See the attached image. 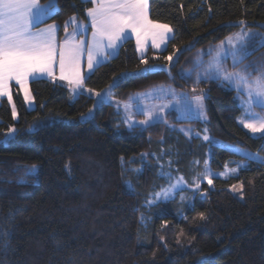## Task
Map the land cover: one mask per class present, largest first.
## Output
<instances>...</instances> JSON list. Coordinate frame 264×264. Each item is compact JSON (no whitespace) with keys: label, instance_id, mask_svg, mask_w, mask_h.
I'll list each match as a JSON object with an SVG mask.
<instances>
[{"label":"trees","instance_id":"obj_1","mask_svg":"<svg viewBox=\"0 0 264 264\" xmlns=\"http://www.w3.org/2000/svg\"><path fill=\"white\" fill-rule=\"evenodd\" d=\"M58 7L47 22L60 26L63 40L64 22L75 15L88 23L86 9L92 5L58 0ZM150 16L169 24L174 39L164 51L150 49L144 55L147 64L141 63L136 41L130 39L115 58L89 74L84 87L95 92L107 90L119 78L110 102L94 109L93 119L80 117L93 108L97 96L85 92L72 102L66 82L50 78L31 82L33 109L14 86L17 119L7 99L0 104V140L9 126L17 130L15 142L0 144V264H264V163L244 155L264 160V134L255 137L239 123L236 90L219 80L195 83L197 70L191 77L181 76L194 69L201 51L242 27L264 31V0H151ZM257 44L236 66L251 65L250 78L264 70V47ZM174 52L178 57L173 64L163 59ZM145 68L157 70L139 75ZM159 84L207 94L208 143L201 136L205 124L179 120L176 112L167 122L147 128L117 127V105ZM173 123L193 125L199 138L172 134ZM34 125L36 130L29 133ZM163 148L174 150L179 173L189 182L191 165L199 162L202 168L209 150L214 172L231 164L243 167L236 177L203 182L199 191L189 192L192 202L182 201L179 194L148 208L159 172L151 157ZM144 153L150 164L133 180L136 188L131 191L123 162ZM33 164L37 175L25 177L24 167ZM239 182L243 200L230 190ZM200 212L205 220L196 219ZM164 220L169 221L166 226Z\"/></svg>","mask_w":264,"mask_h":264},{"label":"snow or ice","instance_id":"obj_2","mask_svg":"<svg viewBox=\"0 0 264 264\" xmlns=\"http://www.w3.org/2000/svg\"><path fill=\"white\" fill-rule=\"evenodd\" d=\"M81 3L92 5L86 9L85 19L88 23L81 22L75 15L71 16L63 25L65 38L63 41H59L57 37L59 25L53 23L45 28L36 27L59 12L58 0H49L45 5L39 4L38 0H0V99L7 98L14 120L17 119L18 114L13 102V82L19 86V91L23 93L24 102L32 107L34 96L29 83L45 77L50 78L53 82L57 80L66 82L74 98L85 92L97 96L98 99L93 108H89L87 114L82 113L80 117L82 121L93 119L94 109L110 102L112 88L118 86L119 78L114 79L113 83L103 92H95L91 88L86 89L84 87L86 77L82 67L85 58L88 72L91 73L102 62L110 57L114 58L118 54L122 42L127 38V34L131 33L135 36L137 49L141 52V63L147 64L144 52L148 47L149 39H151L152 48L161 49L163 46L165 50L167 43L174 39L173 28L169 24L150 19L149 0H81ZM240 23L243 25L244 21ZM69 27L72 29L71 32L68 31ZM89 27L91 28L90 39L86 36ZM256 38H258L259 46L264 47V35L259 33L241 31L226 37L220 42L216 55L208 61L207 67H204L202 59H198L195 61L194 69L187 73L182 72L181 76L182 78L191 77L192 71L203 68L202 72H196L195 83L220 80L237 91L242 90L248 99L241 101V107L245 109V118L240 119L239 123L253 134H264V117L251 113L253 106L264 108V70H259V74L250 79L252 74L248 72V68L251 65H245L243 69L233 72H229L223 65V61L230 56L235 68L251 54L246 51V43ZM211 52L212 50L209 49L208 54L211 55ZM174 55L175 52L163 59L171 63ZM156 70V68H145L139 75ZM157 91L162 92L163 90H154L151 95H156ZM195 91L196 89L193 88V92ZM147 95L149 93L136 94L140 99ZM205 99L206 94L201 91V94L192 96L190 100L184 97V102L189 110L194 104L198 113L203 115ZM164 107L167 105L158 109H143L145 119L139 121V125L147 128L153 123L161 121L162 117L159 112L163 111ZM123 108L128 114L124 123L129 128L135 127L136 124L132 121V105L125 103ZM35 130L36 126L34 125L28 129V132L31 133ZM180 131L185 135L190 136L191 134V129L182 128ZM204 132L203 139L207 141L210 139L206 134L207 129ZM199 136L200 134L197 133L196 137L199 138ZM16 137V128L9 126L3 139L0 140V144L7 146L15 142ZM147 155L148 153L143 154V156ZM244 155L247 159L260 160L264 163V160H261L257 155L252 153H244ZM169 165H171V161H169ZM205 165H207V161H205ZM225 168L226 171L218 175L226 179L229 178L230 173L237 172L236 168H228L227 165ZM23 171L25 177H35L38 173V166L35 164L25 166ZM161 176H167L169 181L172 180L171 173L162 171ZM213 178L205 167V171L194 178L191 185L194 192L200 190L201 180H206L209 185H212ZM20 182L24 183L25 180L21 178ZM185 184L186 181L182 176L177 178L167 187H162L159 192H154L152 198L147 201L148 206L152 207L171 200L178 190H183L182 185ZM231 188L233 192L242 193L243 183L233 184ZM184 199L185 197L181 196V200ZM196 219L205 220V213H198ZM168 223L169 221L164 220L162 226H166ZM180 234L183 235V230ZM177 242L179 243V240Z\"/></svg>","mask_w":264,"mask_h":264},{"label":"rangeland","instance_id":"obj_3","mask_svg":"<svg viewBox=\"0 0 264 264\" xmlns=\"http://www.w3.org/2000/svg\"><path fill=\"white\" fill-rule=\"evenodd\" d=\"M241 31L259 33L261 35H264V31L262 29H259V28L242 27L236 33H239ZM236 33H234L233 35H235ZM256 42L258 43V38L253 39L251 41H248L246 43V51L251 53L253 51V49H254V48H252V46ZM219 44L216 45L215 47L208 48V50L209 49L212 50L211 55L208 54V51H201L200 52V54H202V55H200V57L198 59H202L204 61V67H207L208 61L213 56L216 55ZM257 45H255V46H257ZM177 57H178V55L173 57V60H172L171 64H173L176 61ZM239 64H237L236 66H238ZM223 65L229 72L237 71V70H240V69L244 68L242 66L234 68L233 67V62H232V59H231L230 56L223 61ZM169 70H170V68H168V71ZM196 70L202 72L203 68L196 69ZM187 72H189V71H187ZM187 72H185V73H187ZM193 72L194 71H192V73ZM250 79H253V78H250ZM220 82H222V81H220ZM222 83L224 85H226L227 88L235 90L233 87L229 86L227 83H224V82H222ZM160 89H162L163 91L162 92L157 91L156 95H151V93L154 90H160ZM137 93H149V95H147L143 99H140V98H138L136 96ZM137 93H134L132 95V99H130L128 102H125V103H130L132 105V109H131L132 121L135 122V124H136L135 127L145 128L144 126L139 125V121L145 119V115L143 114V111H142L143 109H158V108H160V107H162L164 105H167V107L163 108V111L159 112V115L162 117V120L158 121V122H155L152 125H154L156 123H159V122H167L168 121V119H167L168 115L171 114L172 112H176L178 114V116H179V120L196 119V120L201 121L203 124H205L204 130L207 129V133L206 134L210 138L208 127H207L209 119H208L207 109H206V99L204 100L203 115H200L198 113V110L196 109V106L194 104L192 105L191 110H189L185 106L184 97H187L190 100L192 96L198 95V94H190L189 92L184 91V90H180V89H178L177 87H175L173 85H166V84H159V85H157V86H155V87H153V88H151V89H149L147 91L137 92ZM236 93H237V96H236L237 102H238L240 108L242 109V114H241V116L239 118V121H240V119L245 118V109L241 107V101L242 100H247L248 97L242 90L241 91H237L236 90ZM78 97L74 98L72 96V93H71V101L72 102L75 101ZM206 98H207V94H206ZM125 103L120 104L119 107H117V110H116V112H117L116 113V125L119 128H122V127L129 128L128 125L124 123V120L126 119V116L128 115L124 111V108H123V105ZM28 108L29 109L35 108V102H33L32 107L28 106ZM251 113H253V114H255V115L259 116V117H264V108H261V107H258V106H253L252 109H251ZM135 127H133V128H135ZM169 127H170V130H171L172 134H179L180 136L183 135L184 137H186L190 141H192L193 140V136H195L198 133L197 131L194 130V126L190 125V124H177V123L175 124V123H173V124H170ZM242 127H243V125H242ZM182 128L183 129H191L190 136L189 135H185L183 132H181L180 129H182ZM246 130L249 132L248 129H246ZM249 133L251 135L255 136V137L263 135V134H259V133L258 134H253L251 132H249ZM204 134H205V132L203 131V133L201 134L202 138H203ZM210 140H211V138L209 140H207V141L206 140H204V141L206 143H208ZM210 153L211 152L209 150V152L207 154L208 155L207 165H205V163H204L202 168L199 166V162L198 163L196 162V164L191 165L190 171L193 174L191 182H189L184 177V175L179 173V170H178L179 168L177 167V162H178L177 154L174 152V150L172 148H163V150H162V152L160 154H156V153L153 154L151 158L156 160V163L159 166L158 182H157V185H156L154 191L151 192V194L149 195L147 201L152 198V194L154 192H159L162 187H167L169 185V183L175 182V180L177 178L181 177V176L186 181V184L182 185V189L183 190L182 191L178 190L176 192L174 198H172L169 201L174 200L179 194H181L183 197H185L184 201H186L188 199H190L191 202L194 201V197L191 196L190 193H189V192H194V188L191 185L193 184L194 178H197L200 173L205 171V167H207V170L212 174L213 177H221L223 179H226L225 177L218 175L221 172L216 173V172H214L212 170L211 165H210ZM149 161H150V158H148V155L147 156H143L142 155L141 157L132 159L128 163L125 162V161L123 162V166H124V168L126 170L127 185H128V187H129V185H131V187H129V189L131 191H134L135 188H136L135 187V183H134L133 180L134 179H138L139 177H141L144 174L146 166L148 164H150ZM169 161H171V165H169ZM161 166H163V167H161ZM227 167L228 168H236L237 169L236 173H230L229 174V178L230 177H236V176L239 175L240 168L243 167V164H237V165H234V164L232 165L231 164V165H228ZM162 171L164 173H171L172 180L169 181L167 176H163L162 177L161 176V172ZM225 171H223V172H225ZM229 178H227V179H229ZM203 182H207V181L206 180H201L200 181V188H201ZM240 183L241 182L236 183V184H240ZM230 190L232 191V188ZM232 193H234L238 198L243 200L244 199V186H243L242 193L241 192H233V191H232ZM147 201H146V206L148 208H151V207L148 206ZM169 201H166V202H169ZM153 206H156V205H153ZM144 221L146 222L147 218L144 217Z\"/></svg>","mask_w":264,"mask_h":264},{"label":"crops","instance_id":"obj_4","mask_svg":"<svg viewBox=\"0 0 264 264\" xmlns=\"http://www.w3.org/2000/svg\"><path fill=\"white\" fill-rule=\"evenodd\" d=\"M150 1L151 0H149V14H150ZM38 2H39V4H41V5H45V4H43L42 2H41V0H38ZM47 4V3H46ZM50 19V18H49ZM49 19H47V20H45L43 23H41V24H39V25H37L36 27L37 28H45V27H47V25H49V24H53V23H48L47 21L49 20ZM79 19V18H78ZM150 19H151V16H150ZM80 20V19H79ZM81 22H83L82 20H80ZM83 23H85V22H83ZM55 24H57V23H55ZM85 24H87V23H85ZM58 25V24H57ZM68 31L69 32H71L72 31V29H71V27H69V29H68ZM173 35H174V30H173ZM86 36H87V38H91V28L89 27L88 28V30H87V33H86ZM57 37H58V40L59 41H63V40H60V27H59V30H58V33H57ZM130 39H134L135 41H136V38H135V36L133 35V34H131V33H128L127 34V38L122 42V44H121V46L119 47V49H118V54H119V52H120V50H121V47H122V45L126 42V41H128V40H130ZM170 42V41H169ZM169 42L167 43V47H168V44H169ZM148 47H147V49H146V51L144 52V55H146L148 52H149V50L150 49H154V48H152L151 47V39H149L148 40ZM166 47V48H167ZM154 50H156V51H164L165 49H164V47L162 46L161 47V49H154ZM139 51V50H138ZM117 54V55H118ZM139 54L141 55V52L139 51ZM116 55V56H117ZM115 56V57H116ZM114 57V58H115ZM113 58H109V59H107L105 62H102L99 66H101L102 64H104V63H106V62H109L110 60H112ZM98 66V67H99ZM82 67H83V71H84V74H85V77H87L89 74H91V73H93L96 69H94V71H92L91 73H89L88 72V69H87V63H86V58H85V61H84V63H83V65H82ZM59 75V71H58V69H57V76ZM45 78H47V77H45ZM45 78H40V79H45ZM37 80H39V79H37ZM31 82L32 81H30V83H29V87H30V84H31ZM14 86H18V85H16L14 82H13V85H12V92H13V88H14ZM19 87V86H18ZM4 99H7L6 97L5 98H2V99H0V104L3 102V100Z\"/></svg>","mask_w":264,"mask_h":264}]
</instances>
